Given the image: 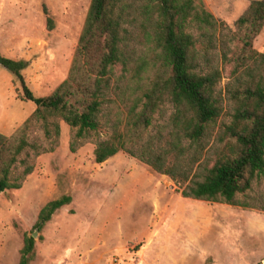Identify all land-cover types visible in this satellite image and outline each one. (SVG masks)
Listing matches in <instances>:
<instances>
[{
    "label": "trees",
    "instance_id": "1",
    "mask_svg": "<svg viewBox=\"0 0 264 264\" xmlns=\"http://www.w3.org/2000/svg\"><path fill=\"white\" fill-rule=\"evenodd\" d=\"M263 29L264 0L235 30L204 0H91L69 73L45 96L27 85V61L0 51L36 105L0 133V192L23 186L39 156L60 145L65 122L72 152L93 142L98 163L122 151L169 176L183 197L264 211V190L253 193L264 180V53L254 47ZM71 201H48L35 227ZM35 257L25 234L18 264Z\"/></svg>",
    "mask_w": 264,
    "mask_h": 264
},
{
    "label": "rangeland",
    "instance_id": "2",
    "mask_svg": "<svg viewBox=\"0 0 264 264\" xmlns=\"http://www.w3.org/2000/svg\"><path fill=\"white\" fill-rule=\"evenodd\" d=\"M252 1L204 3L235 30ZM90 3L0 0V51L27 61L23 75L36 96L67 77ZM254 47L264 53V29ZM35 107L0 65V133L10 135ZM70 134L62 122L60 145L39 156L21 188L0 192V264H18L40 209L64 194L72 201L38 229L32 264H264V211L183 197L169 176L125 152L102 163L93 142L72 152ZM263 190L264 180L253 193Z\"/></svg>",
    "mask_w": 264,
    "mask_h": 264
},
{
    "label": "water",
    "instance_id": "3",
    "mask_svg": "<svg viewBox=\"0 0 264 264\" xmlns=\"http://www.w3.org/2000/svg\"><path fill=\"white\" fill-rule=\"evenodd\" d=\"M38 231H39V230H38V228H37V229L35 230V232H34V235H33V236H34V238L36 237V235H37Z\"/></svg>",
    "mask_w": 264,
    "mask_h": 264
}]
</instances>
